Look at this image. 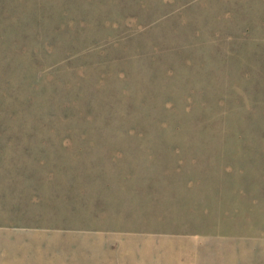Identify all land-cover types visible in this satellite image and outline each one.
<instances>
[{
  "label": "rangeland",
  "instance_id": "374dc122",
  "mask_svg": "<svg viewBox=\"0 0 264 264\" xmlns=\"http://www.w3.org/2000/svg\"><path fill=\"white\" fill-rule=\"evenodd\" d=\"M0 264H264V0H0Z\"/></svg>",
  "mask_w": 264,
  "mask_h": 264
}]
</instances>
